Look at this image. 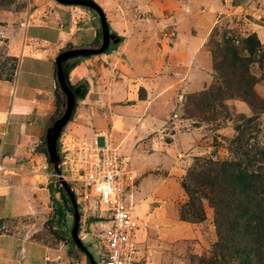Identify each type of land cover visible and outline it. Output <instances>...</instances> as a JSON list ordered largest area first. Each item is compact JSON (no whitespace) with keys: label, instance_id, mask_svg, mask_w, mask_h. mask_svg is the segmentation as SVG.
<instances>
[{"label":"rangeland","instance_id":"374dc122","mask_svg":"<svg viewBox=\"0 0 264 264\" xmlns=\"http://www.w3.org/2000/svg\"><path fill=\"white\" fill-rule=\"evenodd\" d=\"M94 1L102 7L110 33L121 39L118 46L123 40H135L151 47L148 43L152 39L175 33V18L166 19V12L142 11L140 4L130 0H119L128 5L126 11L119 12L115 0ZM63 6L54 0H0V13L8 15L13 26L49 22L63 24V29L76 15L77 25L84 30L73 44L78 47L70 49L95 48L101 39L97 14L78 6ZM58 9H68L67 16H59ZM229 25L214 29L205 44L213 61L210 83L198 93L187 94L174 111L178 119L172 118L165 125L168 136L164 140L174 143L163 159L164 168L158 164L155 168L138 156L132 163L125 160L121 149L117 150L135 176L131 200L142 229L136 235L137 246L152 264H264V230L260 242L255 243L250 232L257 230L245 216L246 209L264 198V44L255 34H238ZM251 35L260 44L252 52L246 43ZM115 45L111 44L108 52L116 50ZM28 46L22 32L13 33L10 42L0 43V66H14L9 54L28 53ZM138 93L143 96V90ZM59 98L48 127L64 113L66 99L61 94ZM78 107L76 101L58 139V150L80 143V137L62 138L64 132L74 130L71 122ZM112 141L117 146L113 137ZM98 144L103 145L102 138ZM232 168L255 173L257 179H248L255 182L253 193L238 184ZM51 171L50 166L52 210L44 220L45 238L59 253L60 262L89 264L70 242L73 211L68 195ZM82 242L95 257V241L87 238Z\"/></svg>","mask_w":264,"mask_h":264},{"label":"crops","instance_id":"0c3cea01","mask_svg":"<svg viewBox=\"0 0 264 264\" xmlns=\"http://www.w3.org/2000/svg\"><path fill=\"white\" fill-rule=\"evenodd\" d=\"M145 1L130 0L142 11L175 18V33L152 39L151 47L123 40L112 52L82 58L68 80L72 85L86 80L88 91L77 100L74 130L62 138L113 137L125 160L133 163L138 156L164 168L163 159L174 143L165 142V125L178 119L174 111L183 98L204 90L212 78L213 61L205 49L209 36L230 22L229 29L255 34L264 44V0ZM115 2L117 11L127 10V3ZM58 10L59 16H67L68 9ZM76 18L72 15L65 29L49 22L13 26L0 13V43L22 32L30 50L9 54L16 59L15 68L0 66V264H67L60 262L43 230L52 197L50 164L38 147L56 111L54 59L68 45L78 47L73 44L84 30Z\"/></svg>","mask_w":264,"mask_h":264},{"label":"built area","instance_id":"2783aa9c","mask_svg":"<svg viewBox=\"0 0 264 264\" xmlns=\"http://www.w3.org/2000/svg\"><path fill=\"white\" fill-rule=\"evenodd\" d=\"M102 137L101 146L98 137L81 139L58 153L60 174L77 203L78 236L95 241L96 264H151L135 243L140 224L131 200L134 173L112 139Z\"/></svg>","mask_w":264,"mask_h":264},{"label":"water","instance_id":"95a60500","mask_svg":"<svg viewBox=\"0 0 264 264\" xmlns=\"http://www.w3.org/2000/svg\"><path fill=\"white\" fill-rule=\"evenodd\" d=\"M56 3L64 6H78L82 8H86L94 11L99 19L100 23V31L102 44L98 48H72L68 50H63L59 52L55 59V67H56V81L57 84L65 96L66 104L65 110L61 117L56 119L50 127L47 128L45 133V145L48 156V162L52 168L54 176L57 177L60 186L64 189L66 194L68 195L69 202L73 211V225L70 231V237L74 245L78 250H80L87 258L89 264H96L95 258L92 253L88 250V248L84 245L81 239L78 236V228H79V214L77 209V203L75 200V196L70 189L69 185L63 179L60 174V170L58 168L60 158L58 154L57 142L62 133L63 128L70 121L73 111L76 105L75 94L79 93V90L73 91L70 89L66 82V78L63 72V63L71 58L75 57H83L87 58L90 56L100 55L105 53L110 44V40L116 37L115 43H118L119 38L116 35H112L109 30V24L104 14L103 9L98 5L94 0H54Z\"/></svg>","mask_w":264,"mask_h":264},{"label":"trees","instance_id":"16d2710c","mask_svg":"<svg viewBox=\"0 0 264 264\" xmlns=\"http://www.w3.org/2000/svg\"><path fill=\"white\" fill-rule=\"evenodd\" d=\"M120 42H121V39L119 38V41H118V43H116L114 48H116ZM246 43L248 45V50H250V52L253 51L255 46H257V47L260 46L255 35H251V36L247 37ZM70 46L71 45H68L64 50L70 49L71 48ZM106 52H108V50ZM82 58L83 57L71 58V59L66 60L63 63V72H64L68 86L73 91L80 89L79 93L75 94L76 101L84 99V97L88 91V83L86 80H81L77 84L72 85V84H70V82L68 80V75H69L70 71L79 64V62ZM14 61H15V64L11 68H15V66H16V59H14ZM59 94L64 96V94L62 93V91L60 90V88L57 84L56 85V106L60 101ZM38 148L44 155L47 156L46 145H45V141H43V139H42V142ZM58 153H59V150H58ZM233 169L234 168H232L231 170H233ZM234 172H235V178L234 179L237 178L236 181L238 182V184L242 187L244 186L243 189L249 190L251 193H253L254 192L253 190L255 188V185H254L255 182L249 183L248 179L251 178V180H253V181H254L253 178L257 179L258 177L255 176V173L250 171L248 174V172L241 171L240 169H236V168L234 169ZM261 196L264 197V193H261ZM253 204L254 205H252L253 207L251 209L245 210V213H246L245 216H248V220H249L248 224H250V226L253 227L252 229L257 230L254 233L253 232H250V233H251V236H253V238H254V242L258 243V242H260V240L262 238L261 232L264 230V225H262V224H264V198L261 201L256 200L255 203H253ZM70 242L73 245V247L76 248V246L74 245L72 240H70Z\"/></svg>","mask_w":264,"mask_h":264},{"label":"flooded vegetation","instance_id":"af4514ba","mask_svg":"<svg viewBox=\"0 0 264 264\" xmlns=\"http://www.w3.org/2000/svg\"><path fill=\"white\" fill-rule=\"evenodd\" d=\"M115 40H116V37H115L114 39H111V40H110V44H109V46H110L111 44H114V43H115ZM101 44H102V38L100 39V42L98 43V45H97L95 48L100 47ZM78 90H80V89H78Z\"/></svg>","mask_w":264,"mask_h":264}]
</instances>
